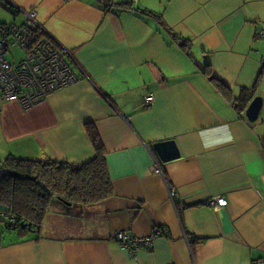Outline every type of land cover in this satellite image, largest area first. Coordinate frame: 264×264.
<instances>
[{
    "label": "crops",
    "instance_id": "1",
    "mask_svg": "<svg viewBox=\"0 0 264 264\" xmlns=\"http://www.w3.org/2000/svg\"><path fill=\"white\" fill-rule=\"evenodd\" d=\"M11 1L37 10L81 75L28 110L0 95V163L10 155L85 161L95 152L92 120L112 192L73 221L53 207L34 231H3L0 264L264 259V101L257 120L246 115L254 97L264 100V0ZM6 17L20 13L1 5ZM244 90L251 97L237 109ZM169 139L181 154L163 162L153 145ZM155 155L168 180L153 171ZM218 195L228 204L210 205ZM160 225L166 235L134 253L115 237L147 236Z\"/></svg>",
    "mask_w": 264,
    "mask_h": 264
},
{
    "label": "trees",
    "instance_id": "2",
    "mask_svg": "<svg viewBox=\"0 0 264 264\" xmlns=\"http://www.w3.org/2000/svg\"><path fill=\"white\" fill-rule=\"evenodd\" d=\"M106 4V8L111 5ZM181 45L191 55L188 40L183 39ZM250 97V91L244 90L235 99L236 108L241 109V102ZM86 126L95 152L85 161L10 155L0 163V211L5 210L13 218V221L0 219V236L5 230H26L22 222L40 227L53 207L63 206L66 213L71 214L74 210L81 211L85 205L99 203L112 192L103 138L92 120L87 121ZM199 238L190 239L199 242L208 237Z\"/></svg>",
    "mask_w": 264,
    "mask_h": 264
},
{
    "label": "built area",
    "instance_id": "3",
    "mask_svg": "<svg viewBox=\"0 0 264 264\" xmlns=\"http://www.w3.org/2000/svg\"><path fill=\"white\" fill-rule=\"evenodd\" d=\"M11 0H0L16 13H23L24 19L19 21L11 17L0 20V95L4 100L17 101L28 110L42 103L47 96L65 88L80 79V71L72 63L71 49L61 45L44 27L38 18L36 9L13 7ZM264 36V29L260 31ZM15 49L22 55L15 57ZM154 101L152 94L145 98V105ZM153 171L167 180L159 157L154 156ZM176 189L170 186V198L174 201ZM210 205L221 207L228 204L223 195L211 197ZM13 221L5 210L0 211V219ZM167 228L159 226L147 236H136L130 231L119 230L115 233L121 246L131 253L139 248H149L160 235H166ZM253 264H264L263 258H255Z\"/></svg>",
    "mask_w": 264,
    "mask_h": 264
},
{
    "label": "water",
    "instance_id": "4",
    "mask_svg": "<svg viewBox=\"0 0 264 264\" xmlns=\"http://www.w3.org/2000/svg\"><path fill=\"white\" fill-rule=\"evenodd\" d=\"M9 4L13 7H16L13 1H9ZM263 101L264 100L262 96H256L251 101L250 105L246 110V115L249 118V120L251 121L257 120V118L259 117L260 110L263 106ZM153 146L158 156L163 162H167L175 158H178L181 154L177 146V143L174 139L159 141L156 142ZM21 226L28 227L30 231H34L33 225L31 223L22 222Z\"/></svg>",
    "mask_w": 264,
    "mask_h": 264
},
{
    "label": "rangeland",
    "instance_id": "5",
    "mask_svg": "<svg viewBox=\"0 0 264 264\" xmlns=\"http://www.w3.org/2000/svg\"><path fill=\"white\" fill-rule=\"evenodd\" d=\"M7 18L10 19L9 17H6V18H4V19H0V20H8ZM23 19H24V15H23V13L21 12V13H20V17H19L18 20H19V21H22ZM14 55H15V57H17V58H20L21 55H22V51H21L20 49H15V51H14ZM54 205H56V204H54ZM54 205H52V206H54ZM52 206H51V207H52ZM54 211H57L58 213L63 214V215H64L63 217H65V218L68 219L67 221H73L72 218H76V217H78V213L80 212V210H79V211L74 210V212H72L71 214H68V212L66 213V211H65V209H64L63 206H58V207H56ZM52 212H53V211H52ZM50 213H51V212H50ZM50 213H49V214H50Z\"/></svg>",
    "mask_w": 264,
    "mask_h": 264
}]
</instances>
